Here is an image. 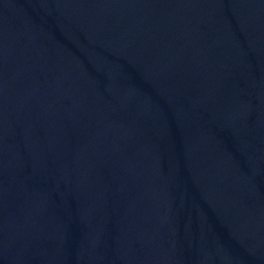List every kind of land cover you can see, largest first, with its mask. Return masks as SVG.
I'll use <instances>...</instances> for the list:
<instances>
[{"label":"water","instance_id":"1","mask_svg":"<svg viewBox=\"0 0 264 264\" xmlns=\"http://www.w3.org/2000/svg\"><path fill=\"white\" fill-rule=\"evenodd\" d=\"M0 264H264V0H0Z\"/></svg>","mask_w":264,"mask_h":264}]
</instances>
